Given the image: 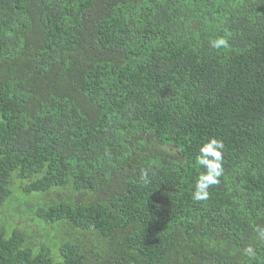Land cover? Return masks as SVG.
I'll return each instance as SVG.
<instances>
[{
    "label": "trees",
    "instance_id": "1",
    "mask_svg": "<svg viewBox=\"0 0 264 264\" xmlns=\"http://www.w3.org/2000/svg\"><path fill=\"white\" fill-rule=\"evenodd\" d=\"M0 264H264V0H0Z\"/></svg>",
    "mask_w": 264,
    "mask_h": 264
},
{
    "label": "clouds",
    "instance_id": "2",
    "mask_svg": "<svg viewBox=\"0 0 264 264\" xmlns=\"http://www.w3.org/2000/svg\"><path fill=\"white\" fill-rule=\"evenodd\" d=\"M211 47L221 49L228 47V41L224 37H218L211 41ZM224 144L221 140L213 137L204 143L199 149L196 163L204 166L207 171L201 173L196 181L193 199L197 202L205 201L209 198V187L220 183V177L224 173L222 149ZM251 252V249H248Z\"/></svg>",
    "mask_w": 264,
    "mask_h": 264
}]
</instances>
